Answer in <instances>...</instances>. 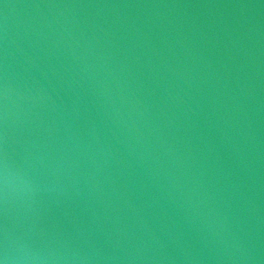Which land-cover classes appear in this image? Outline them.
Listing matches in <instances>:
<instances>
[{"label": "water", "instance_id": "obj_1", "mask_svg": "<svg viewBox=\"0 0 264 264\" xmlns=\"http://www.w3.org/2000/svg\"><path fill=\"white\" fill-rule=\"evenodd\" d=\"M0 264H264V0H0Z\"/></svg>", "mask_w": 264, "mask_h": 264}]
</instances>
